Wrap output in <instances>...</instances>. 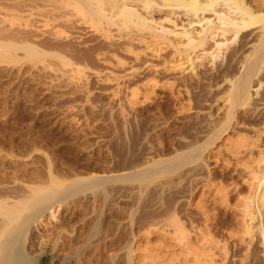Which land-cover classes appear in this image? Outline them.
<instances>
[{"label": "rangeland", "instance_id": "rangeland-1", "mask_svg": "<svg viewBox=\"0 0 264 264\" xmlns=\"http://www.w3.org/2000/svg\"><path fill=\"white\" fill-rule=\"evenodd\" d=\"M246 2L252 5V0ZM169 4L162 11L154 6L152 16L160 22L173 10L182 31L191 17L175 2ZM59 6L57 0H0V22L5 24L0 27V222L11 211L18 225L36 211L38 200L78 192L67 194L56 205L55 220L45 218L32 234L18 241L24 248L22 264L28 260V264H36L34 259L45 248H55L52 264H64L68 259L75 264H130L134 239L143 237L151 225L163 227L164 217L176 213L189 229H196L205 223L202 211L212 217L208 226L215 240L230 246L225 263L215 250L218 263L264 264L259 237L248 245L228 236L238 224V197L248 194V173L240 162L221 148L223 154L218 158L215 155L209 160L206 155L212 170L209 175L206 166L198 168L189 156H185L189 162L183 157L175 159L185 145L209 139L208 115H223L224 101L215 98L230 86L222 77L228 56L233 49L239 50V59L251 52V34L239 38L216 62L196 59L192 69L187 60L202 57V48H175L173 37L172 45L167 41L157 47L149 31H120L106 25L111 38L105 41L100 34L75 24L74 29H67V38L54 39V27L63 23L58 19ZM6 17L14 19V29L2 23ZM27 21L33 32L22 28ZM46 21L51 26L43 29ZM213 45L209 42L205 48L210 50ZM236 64L229 69L230 76L238 71ZM79 68L82 75L71 74ZM261 73L262 87L253 101L262 105L264 66ZM136 87L143 94L141 104L131 109L125 97ZM263 110L260 120H264ZM260 142L264 149V134ZM140 171L143 175H137ZM96 177L110 180L91 187V178ZM208 178L230 192L228 204H222L212 189H205L201 211L192 205L191 197ZM13 222L9 227H14ZM9 227H4V233L0 230V238ZM164 245L166 252L175 250Z\"/></svg>", "mask_w": 264, "mask_h": 264}, {"label": "bare ground", "instance_id": "bare-ground-1", "mask_svg": "<svg viewBox=\"0 0 264 264\" xmlns=\"http://www.w3.org/2000/svg\"><path fill=\"white\" fill-rule=\"evenodd\" d=\"M57 2L60 5L58 10H61V14H58V19L63 23L60 26L56 24L57 26L54 27V34L56 37L54 39L60 40L61 38H67V29H74L76 26L75 24H77V26L81 25L82 27H87V29L92 30L94 33L100 34L102 39H104L105 41H109V39L111 38V34L108 35L109 31L107 33V29L105 28L106 25H109L111 27L117 26L119 30L123 28H135L139 31H149L152 33V37L154 40L153 42L157 47H160V45L164 44L167 41L170 42L171 38L173 37L175 39V43H177V45L174 46L175 48H178V46H184L192 50L202 48V57H189L187 60V63L190 64L189 67H192V69L195 66L196 59L202 60L204 58H211L213 60L212 62H216L222 57V54L224 52L226 53L231 48V46H233L237 43L238 40H240L239 38L242 39L244 38V36L246 37L247 35L251 34V52L245 53V55H243V57L241 56L242 58L240 57L239 59V50L236 51V49H233V51H231L230 55L228 56V66L226 67V71L223 72L224 75H222V77L224 76L223 79L226 81V83L228 82L229 84L230 82V86L226 92L224 91L222 93L223 96L215 98L216 102H218V100L224 101V105H222L223 115L221 117H216L215 114L212 115V113L208 115V126L206 125V127H209V130H211L209 139L206 137L207 140L205 139L206 141L204 140V143L200 144H184L185 149H183L185 151L181 154H176L175 156H177V158H174L178 160L183 157L184 160L187 158L185 156H189L191 159L195 160H192V163H198L196 164V166L198 165V168H203L204 166H206V168L208 169L207 171H209V175H211L212 170L208 168L209 166L207 165L208 160L206 159V155L209 160L216 157L218 158L221 153V148L225 149L223 150L230 158L237 160L238 163L240 162V166L248 173V194L238 197V203L236 205L237 211L239 213L237 217V220L239 219L238 224L236 229H233V231H230L228 233V236L231 239H236L241 243L248 245L254 242L255 238L259 237L260 244L263 248L262 253L264 254V149L260 147V141L264 134V120H260V116H262L260 110H263L264 108V99L262 100V105L257 104L259 103V101H253L255 95H259V91L262 87V79L260 78V76L262 74L261 72L264 66V0H252V5H249L246 0H57ZM169 2L170 4L171 2H175L176 5L178 4L177 6L183 7V9H185V12L187 11L186 15L191 17V19L189 18L187 27H182V31H179L180 29L177 25V22L173 18L177 14L172 9L171 13L169 12V14L160 22L156 21L152 16L154 11H162L164 8H166ZM107 6H109L110 9L106 8ZM154 6H157L156 10L154 9ZM54 15L53 17L56 19ZM7 18L8 17H6L5 19L1 18L2 20H4L2 21V23L6 22V25L9 24L10 28H15L16 23H14V19ZM47 23L48 21H46L44 26H42L43 29L44 27H49V25L51 26V23H48V25ZM29 24H31L29 23V21L25 22V25L22 26V28H24V31L29 30V32H33L32 27ZM1 25L2 24L0 22V27ZM4 25L5 24H3L2 26ZM3 28L5 29V27ZM33 28L35 31L39 30L38 32H41L40 30H42L35 28V25ZM8 31L9 30H7V32ZM209 42H213L214 45L213 48L207 50V48L205 47ZM27 44L29 43L27 42ZM126 52L138 58V54L133 50L127 49ZM114 57L115 56H113V58ZM237 57L238 59H236ZM118 61L120 65H123V62L121 60ZM234 62H237L236 65H239V68L237 67L238 71L230 76L229 69L233 66ZM66 64L67 63L65 62V65ZM71 65H68L67 67H71ZM178 68H180V65L173 67L174 70ZM80 69L81 68L73 69V71L72 69H70L72 71L71 74L74 73V75H82ZM152 82L153 80L150 83L151 85L147 84V86L149 85V87H152ZM128 92L129 93H127V96L125 97L127 99L126 102L131 109H135L136 106L141 104L140 98L143 95L142 91L139 87H136ZM189 106L190 105H188V108ZM222 109L220 108V110ZM262 126L263 128L259 129V127ZM250 130L254 133L253 136L248 133ZM153 162H149L150 166L151 164H153ZM140 172H142V174H135L143 175V171ZM145 172L146 171L144 170V173ZM91 180L94 181L92 182V184L95 183L93 185L91 184V187H96L99 185H104V183H107L110 178L96 177L91 178ZM170 185L171 184H169V186ZM205 189H212L213 194H216L220 197L218 198L221 200L222 204H228L227 199L230 192L225 190L224 187L221 186V184H214L209 179L207 180L205 185H203L200 189H195L192 193L191 203L193 206H195L196 209L201 211L203 210L200 199L204 194ZM75 193L78 192L75 190H70L68 193L64 194V196H56L48 201L38 200L36 202V211L32 214L24 216L23 223H20L18 225L13 222V220H15V217L12 216L13 214L11 213V211L5 213L2 218L3 221H1L2 223L0 222L1 226L3 225L2 233H4L5 228L11 226L9 225V223L13 222L16 226L13 224L12 226L14 227H9L11 229L8 233L6 231V234L4 235L5 237L3 236L0 238V264H22V261L25 260V254H23L24 252H22L23 247H20L21 245H23V243L20 242L19 246L18 241H21L29 234H32V230L36 228L37 225L42 223L45 218L47 220H49L48 218H50V220H55V218L57 217V213L55 210L56 205L61 204L64 199H66L67 194H70L72 196ZM15 201L19 202V200ZM33 205H35V203ZM202 212L206 219L205 223L202 227H200V225L196 229H194L195 227L193 226V229L192 227H190L189 229L185 225L186 223L184 224L176 213H172L171 215H169L168 213V218L166 219V217H164V220H166V222L163 221L165 223L164 225L162 223L163 227H157L161 224L157 226L151 225L149 229L147 228L148 230L145 233L143 232V237L136 240L134 239L131 250L129 251V263L220 264L216 260V256L218 257V255L215 253V250L219 251L220 256L223 257V261L221 262L225 263L230 257L231 253L229 243L221 244V242L215 240V237L211 234L210 228L208 226V223L212 220V217L208 216L207 212ZM164 244L172 246L175 250L167 252L164 251ZM24 245L26 244L24 243ZM169 246L168 249H172V247ZM45 250L47 249L45 248ZM45 250H41L43 252L40 251L38 257L34 259L35 261L33 260L34 263L52 264V260L55 256L54 252L56 253V251H54L55 248L53 251ZM26 258V260H28L27 256ZM71 260L68 259L66 262L64 261V264H75L72 263ZM27 262L29 263V260ZM243 263L244 262H241L240 264Z\"/></svg>", "mask_w": 264, "mask_h": 264}]
</instances>
